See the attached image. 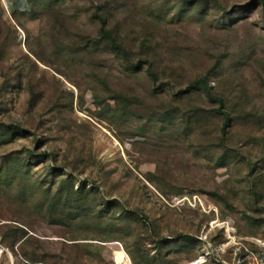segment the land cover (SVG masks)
<instances>
[{
  "label": "rangeland",
  "instance_id": "374dc122",
  "mask_svg": "<svg viewBox=\"0 0 264 264\" xmlns=\"http://www.w3.org/2000/svg\"><path fill=\"white\" fill-rule=\"evenodd\" d=\"M247 251L264 264V0H0V264Z\"/></svg>",
  "mask_w": 264,
  "mask_h": 264
},
{
  "label": "built area",
  "instance_id": "2783aa9c",
  "mask_svg": "<svg viewBox=\"0 0 264 264\" xmlns=\"http://www.w3.org/2000/svg\"><path fill=\"white\" fill-rule=\"evenodd\" d=\"M261 262H263V259L261 260ZM229 264H257V263L252 258L251 253L247 251L246 253L240 255L234 253L233 260Z\"/></svg>",
  "mask_w": 264,
  "mask_h": 264
},
{
  "label": "trees",
  "instance_id": "16d2710c",
  "mask_svg": "<svg viewBox=\"0 0 264 264\" xmlns=\"http://www.w3.org/2000/svg\"><path fill=\"white\" fill-rule=\"evenodd\" d=\"M102 25H103V31L105 32V24H104V22L102 23ZM105 34L109 35L107 32H105ZM207 93L209 94L208 91H207ZM222 106H223V103H221L220 107H222ZM224 116L226 117V119H225V124H224V128H223V134L227 135V129L230 126V118H229V116L227 114H224Z\"/></svg>",
  "mask_w": 264,
  "mask_h": 264
},
{
  "label": "bare ground",
  "instance_id": "6f19581e",
  "mask_svg": "<svg viewBox=\"0 0 264 264\" xmlns=\"http://www.w3.org/2000/svg\"><path fill=\"white\" fill-rule=\"evenodd\" d=\"M115 256H116V264H130L122 252H117Z\"/></svg>",
  "mask_w": 264,
  "mask_h": 264
}]
</instances>
